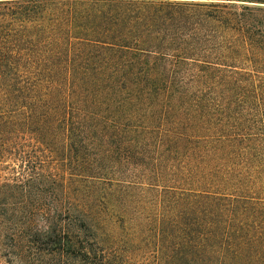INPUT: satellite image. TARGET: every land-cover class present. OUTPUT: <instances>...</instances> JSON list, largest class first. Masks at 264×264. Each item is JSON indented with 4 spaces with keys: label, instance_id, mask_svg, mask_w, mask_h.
<instances>
[{
    "label": "trees",
    "instance_id": "obj_1",
    "mask_svg": "<svg viewBox=\"0 0 264 264\" xmlns=\"http://www.w3.org/2000/svg\"><path fill=\"white\" fill-rule=\"evenodd\" d=\"M121 214L264 264V0H0V264H124Z\"/></svg>",
    "mask_w": 264,
    "mask_h": 264
},
{
    "label": "rangeland",
    "instance_id": "obj_2",
    "mask_svg": "<svg viewBox=\"0 0 264 264\" xmlns=\"http://www.w3.org/2000/svg\"><path fill=\"white\" fill-rule=\"evenodd\" d=\"M140 173H143V172H140ZM9 176L10 174L6 171L2 173V178H8ZM132 178L133 177H127L124 180H132ZM137 181L144 182L143 179H139ZM121 218L125 219L124 223L122 222L123 220ZM115 222H116V227H117L116 229L118 233L117 235L119 236H118L117 242L114 243L113 248H114V252H116L115 253L116 259L119 262L124 263V264H170L169 261H164L161 255L157 254L153 243L149 245L150 239L147 240L145 243H143V241L140 242L139 244L141 245L139 246V249L135 253L129 254L130 246L126 244L125 241L128 240L131 234L133 233V229L131 228V223L130 222L128 223V217L123 214L118 215V219ZM49 264H56V262L55 260H51Z\"/></svg>",
    "mask_w": 264,
    "mask_h": 264
}]
</instances>
